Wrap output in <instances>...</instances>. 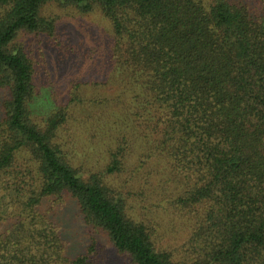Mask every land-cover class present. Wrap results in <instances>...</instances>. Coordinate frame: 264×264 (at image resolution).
Returning <instances> with one entry per match:
<instances>
[{
    "label": "trees",
    "instance_id": "16d2710c",
    "mask_svg": "<svg viewBox=\"0 0 264 264\" xmlns=\"http://www.w3.org/2000/svg\"><path fill=\"white\" fill-rule=\"evenodd\" d=\"M51 3L99 11L110 23L109 51L130 84L133 123L150 158L163 159L180 190L175 208L191 224L180 258L156 246L108 185L124 167L123 151L103 173L84 176L55 142L63 114L45 125L32 119L33 62L16 43L23 34L53 36L55 20L42 15ZM0 92V264H93L89 253L66 256L42 211L64 197L127 264H264V5L0 0Z\"/></svg>",
    "mask_w": 264,
    "mask_h": 264
},
{
    "label": "rangeland",
    "instance_id": "374dc122",
    "mask_svg": "<svg viewBox=\"0 0 264 264\" xmlns=\"http://www.w3.org/2000/svg\"><path fill=\"white\" fill-rule=\"evenodd\" d=\"M239 1L250 8L264 5V0ZM42 15L55 20L53 36L23 34L16 43L33 62L32 119L45 125L51 114H63L55 142L84 176L103 173L112 154L123 151L124 167L107 178L108 185L127 198L129 215L148 225L156 246L180 258L191 224L177 212L180 190L163 159L150 158L152 146L145 145L133 123V93L109 51L110 23L99 11L83 15L54 3L43 7ZM50 206L47 201L42 211L59 228L67 257L89 253L93 264H127L104 232L83 224L71 198L64 197L52 212Z\"/></svg>",
    "mask_w": 264,
    "mask_h": 264
}]
</instances>
